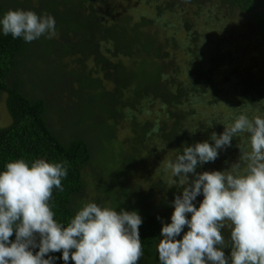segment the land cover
Returning <instances> with one entry per match:
<instances>
[{
	"label": "trees",
	"instance_id": "1",
	"mask_svg": "<svg viewBox=\"0 0 264 264\" xmlns=\"http://www.w3.org/2000/svg\"><path fill=\"white\" fill-rule=\"evenodd\" d=\"M108 1L39 0L37 14L55 18L60 39L49 40L42 36L33 41L39 42L41 48L34 68L50 65L53 72L61 73L55 89L50 82L47 84L49 92H56H48L49 98L54 96L58 100V93L63 89L67 91L62 102L70 109L69 114L63 104L64 114L56 112L60 121L74 124L67 140L57 137L53 126L45 119L48 106L45 99L26 97L18 78L10 82L14 71L23 69L20 66L25 62L28 43L0 31V96L6 94L5 107L11 118V123L0 129V171L17 159L29 164L38 158L54 163L67 161L68 176L62 181L64 191L55 189L51 201L57 222L67 227L76 212L89 202L118 211H136L143 220L139 228L143 257L156 263L159 260L157 246L163 239V224L157 212L163 210L162 219L171 220L174 210L170 211L169 202L174 201L176 195H182V188L175 177L166 185L161 173L147 190L138 186L139 183H131V178L154 170L156 167L149 161L158 157V152H169L170 161H175L184 147L205 141L214 145L212 133L222 134L223 124L234 122L241 114L250 119L264 118V0H151L147 5H155L154 17L138 21L108 9L100 15L99 6ZM18 2L0 0V18L11 3L18 7ZM240 15L248 20L251 38L256 39L261 51L259 58L250 60L251 56L246 53L249 43L242 44L247 34L246 27L241 26ZM211 24L225 26L217 29L218 33H212ZM199 25L206 33L197 31ZM178 33L184 36L181 40L177 38ZM180 50L187 56L182 67L176 63V51ZM66 56L79 67L66 72L63 65ZM88 62L92 63L90 68H87ZM23 75L24 78L30 76L26 70ZM226 85L231 88L227 101L231 112L219 122L216 118H201L199 109L213 108L222 97L220 87ZM46 87L43 90L46 91ZM43 94L41 92L40 96ZM148 104L157 106L159 112L141 121L138 114ZM96 111L102 112L103 117L99 118ZM210 122L212 127H208ZM95 123L106 127L107 139H112L113 128L124 123L132 134L124 143L128 152L119 145L121 153L118 154L114 151L118 144L112 140L103 144L109 154L97 160L99 152H93L91 146L94 140L89 142L82 133L75 132L81 126L86 129ZM239 144L250 148V137L247 134L234 136L231 146L220 149L214 162L199 165L197 173L230 170L241 155ZM240 163L243 171L244 164ZM116 164L121 167L108 176L109 179H104L105 174L111 175L108 170ZM86 166L94 172L98 191H106L103 200L100 194L86 198L83 174ZM99 166L102 173L95 172ZM155 189L167 198L160 196L157 200ZM80 198L85 201L77 203ZM202 200L201 194L194 201L197 208ZM187 215L190 219L191 213ZM188 230L185 226L176 239H182ZM222 234L227 241L230 231L226 228ZM10 239L14 241L15 234ZM223 251L231 264V248ZM49 255L55 257L54 264H65L62 251ZM67 264L74 261L69 260Z\"/></svg>",
	"mask_w": 264,
	"mask_h": 264
},
{
	"label": "clouds",
	"instance_id": "2",
	"mask_svg": "<svg viewBox=\"0 0 264 264\" xmlns=\"http://www.w3.org/2000/svg\"><path fill=\"white\" fill-rule=\"evenodd\" d=\"M0 31L27 43L57 35L53 16L24 9L7 11ZM223 125L222 134L211 135L214 145L205 141L184 147L167 163L165 170L177 178L182 195H176L171 223L161 230L160 264H229L226 247L231 248V264H264V118L241 114ZM242 134L250 137V148L238 145L241 155L230 170L197 173L199 165L214 162L219 150ZM67 164L17 159L0 171V264H54L49 254L61 251L65 264H139L144 252L138 212L89 202L67 227L54 218L53 192L64 191ZM201 194L197 208L194 201ZM185 226L189 230L176 239ZM226 228L227 241L222 234Z\"/></svg>",
	"mask_w": 264,
	"mask_h": 264
},
{
	"label": "rangeland",
	"instance_id": "3",
	"mask_svg": "<svg viewBox=\"0 0 264 264\" xmlns=\"http://www.w3.org/2000/svg\"><path fill=\"white\" fill-rule=\"evenodd\" d=\"M15 1H19L18 2V7L17 4H10V9L11 10H15V9H24V10H32L34 12H38L37 10H39L40 5H39V0H15ZM151 1V0H109L105 5H101L99 6V13L100 15H103L106 10H113L115 12L121 13L124 17L129 18L132 21H138L141 18H145L147 19H151L152 17H154L156 11H155V5H147V2ZM11 2V1H10ZM9 9V10H10ZM62 9V7H61ZM8 10V11H9ZM236 14V13H234ZM240 17V21H241V26L246 27V37H243V43L244 45H247L248 43V47L249 50L246 52L247 55H250V60L254 59V58H259L261 56V51L259 46L257 45L256 39H254V37L251 38L250 35V25L247 24V19L242 17L241 15ZM238 16H236L234 18L235 22H237ZM212 23H214V21H212ZM240 22H238L239 24ZM225 25H220L219 27L216 26L215 24H211L210 26V30L212 33H218L217 29H221L223 28ZM240 26V27H241ZM228 27H226L227 29ZM197 31L201 34L205 31L206 33V29L202 26L199 25ZM204 33V34H205ZM226 33V32H225ZM183 34L182 33H178L177 38L179 40H181L183 38ZM59 40V34H57L54 38L49 39V40ZM252 44V45H251ZM235 48V45H234ZM41 48L39 49V42H31L28 43V45L26 46V57H25V62L20 66V68L23 69H16L14 71L13 77L11 79V83L18 78L21 82L22 85V92L23 94L30 98L33 99L34 97H41L44 98L46 103H47V111H46V115H45V119L53 126V130L55 131V134L57 135V137L61 138L62 140H67L66 137L68 135V133L70 134L72 131V129H74V125L73 123H64L62 121H60L59 119H61L59 117V115H63L64 113L61 111V104H63L64 108L66 109V112L69 114L70 109H68V106H66V103L62 102L63 98L67 95V91L66 89H63V92L58 93V100L55 99L54 96H51L49 98V93L50 94H56L55 91L49 92V87L50 85L47 84V82H50L52 85V88L55 89L57 86V82H59V78H61V73L59 71H55L53 72L50 65L46 66V65H41V67L38 68H34V64H36V58L39 57V55H41ZM54 55H51L50 57L53 58ZM176 60H177V65L178 66H183V64L186 62L187 60V56L185 54V52L183 50L180 51H176ZM21 64V63H20ZM19 64V65H20ZM63 65L65 68L66 72H70L72 69H76L79 67V65H75L73 62H71L70 57L66 56L64 57L63 60ZM92 66L91 62L87 63V68H90ZM180 67V68H181ZM27 72V76L24 78L23 72ZM262 70L264 72V66L262 67ZM233 71H231V75H232ZM10 80V78H9ZM8 80V81H9ZM13 80V81H12ZM25 84V86H24ZM35 85V86H34ZM45 86L46 87V91L43 90ZM73 87V85H72ZM108 87H111L108 85ZM74 89L76 90V85L74 84ZM231 88L226 85V86H222L220 87V90H222V94L217 102L216 105L212 108H200L198 113H201V118L208 120L211 118H216L217 121L219 122L222 118L226 117L230 112H231V108L230 105L227 104V101L230 97V90ZM38 90V91H37ZM41 92H43L44 94L42 96ZM49 92V93H48ZM40 93V94H39ZM49 98V100H48ZM53 98V99H52ZM5 99H6V94H2L0 96V129L6 127L7 125H9L11 123V118L9 117L6 107H5ZM60 101V102H59ZM145 102H143L144 104ZM144 106V105H143ZM137 108H140L139 106H137ZM59 111V112H58ZM59 113V115H57V113ZM156 113L159 112V108L157 106H150L148 104V106H144L143 110L140 114L139 119L141 121H146L148 119L151 118L152 115H154ZM96 114L98 115L99 118L103 117V113L102 112H98L96 111ZM76 115H78L76 113ZM63 130V132H62ZM112 139H107L106 138V127H101L100 124L98 125V123H95L94 126L92 127H87L86 129H82V126L77 128L75 132L77 133H82L83 137L86 138L89 142L90 140H94L93 142H91V146L93 148V152H99V157H96V159L98 160L100 158V160L102 159L101 157H105L107 154H109L108 152H106V148L105 150L103 149V144H105L106 142L111 143L112 140H115L116 143L118 145H116L114 147V151H118L117 153H121V150L119 149V147L121 146L122 148H124V152L127 153L128 152V146L125 145L127 143V138H132V134L131 131L128 129L127 126H125L124 123L116 126L115 128H113L112 130ZM108 134H110L111 132L108 131ZM125 143V144H124ZM120 145V146H119ZM113 156V154H112ZM158 157H155L153 159H151L149 162L151 164H154L153 166L156 167L154 170L152 169V171H150L149 173L144 172L143 174L140 175H135L131 178V180L134 183V185L138 184V186H144L146 187V190L149 188H152V184L156 183L158 181V176H160L161 173V179L165 181V184L168 185L172 182V179L174 178L171 171L168 170L166 171V166L167 163L170 161V153L169 152H158L157 153ZM106 158V157H105ZM103 167V166H102ZM121 166L119 164H116V166L111 167L110 170H108L111 175H107L105 174L104 179L108 178V176H112V173H114L115 171H117ZM100 166L97 167V169L95 170V172H99L102 173L100 170ZM104 169V167H103ZM152 172V173H151ZM93 170L90 166H86L83 170V174L84 176V183H85V190L87 192L86 194V198L87 199H91L93 196H96L97 194L101 195L102 200L104 199L103 195L104 193H106V191L104 190L102 193H100V191H98L96 183H95V179L93 178ZM191 176V174H190ZM110 178V177H109ZM108 178V179H109ZM150 178V179H149ZM107 185V184H106ZM133 185V186H134ZM107 186H111V185H107ZM113 189V187H110ZM135 190V189H132ZM113 192L116 193V191L113 189ZM154 194H156L157 196L155 198H157V200L161 198H167L165 196L164 193H162V195H160L159 193H157L156 189L154 190ZM85 201V199H79L77 203H79V201ZM169 209L172 212V210H174V205H173V201L169 202ZM163 210H158L157 215L159 217V219L162 221V224L164 226V224L171 223V220H164L163 217ZM158 262V264H160V261L157 259L156 263ZM155 261H151V260H147L146 258L142 257L141 260L139 261V264H156Z\"/></svg>",
	"mask_w": 264,
	"mask_h": 264
}]
</instances>
